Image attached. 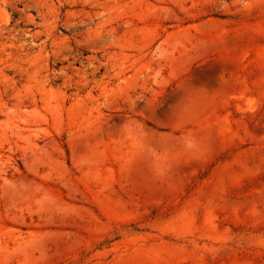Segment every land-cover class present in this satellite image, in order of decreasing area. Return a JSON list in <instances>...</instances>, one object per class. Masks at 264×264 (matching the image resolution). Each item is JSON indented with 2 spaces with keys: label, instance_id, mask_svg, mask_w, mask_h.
<instances>
[{
  "label": "rangeland",
  "instance_id": "rangeland-1",
  "mask_svg": "<svg viewBox=\"0 0 264 264\" xmlns=\"http://www.w3.org/2000/svg\"><path fill=\"white\" fill-rule=\"evenodd\" d=\"M0 264H264V0H0Z\"/></svg>",
  "mask_w": 264,
  "mask_h": 264
}]
</instances>
